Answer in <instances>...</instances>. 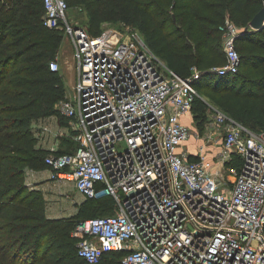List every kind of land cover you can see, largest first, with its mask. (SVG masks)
Returning <instances> with one entry per match:
<instances>
[{
	"label": "built area",
	"instance_id": "1",
	"mask_svg": "<svg viewBox=\"0 0 264 264\" xmlns=\"http://www.w3.org/2000/svg\"><path fill=\"white\" fill-rule=\"evenodd\" d=\"M43 8V25L71 40L76 63L73 98L56 105L76 148L51 150L49 179L114 201L113 214L75 225L77 255L87 264H117L113 252H124L118 264H264V133L209 106L194 132L205 144L182 151L190 129L181 117L205 102L195 68L179 76L130 27L91 36L68 21L65 0ZM220 31L225 62L213 72L236 73L241 29L227 19ZM208 145L218 157L204 154Z\"/></svg>",
	"mask_w": 264,
	"mask_h": 264
},
{
	"label": "trees",
	"instance_id": "2",
	"mask_svg": "<svg viewBox=\"0 0 264 264\" xmlns=\"http://www.w3.org/2000/svg\"><path fill=\"white\" fill-rule=\"evenodd\" d=\"M65 1L69 8L77 4L85 9V29L91 36L99 35L106 22L127 25L138 31L151 51L179 76L187 78L195 68L198 76L193 84L206 81L214 85L210 90L221 111L251 131L264 133V76L249 79L239 75L242 62L256 56L240 42L254 43L256 38L264 47V26L247 29L264 0ZM12 2L15 10L29 16V22H22L21 16L18 41L4 45L8 20L5 13L0 15V264H87L77 255V239L72 231L81 220L107 211L111 212L107 215L113 214L114 201L108 195L86 197L75 215L50 219L42 192L31 189L25 195L22 181L26 168H46L44 159L51 152L37 148L33 122L56 116L68 126L69 119L56 107L66 98L64 77L60 70L49 68L50 61L57 59L64 35L59 29L43 25V0ZM227 19L243 30L235 41L240 66L236 73L221 76L213 69L225 62L220 26ZM7 44L14 49H2ZM23 57L27 64L17 67L16 61ZM238 77L241 82L235 87ZM207 109L201 99H195L191 112L200 131ZM72 144L71 150L56 153L74 151L76 145ZM111 255L118 264L124 252Z\"/></svg>",
	"mask_w": 264,
	"mask_h": 264
},
{
	"label": "rangeland",
	"instance_id": "3",
	"mask_svg": "<svg viewBox=\"0 0 264 264\" xmlns=\"http://www.w3.org/2000/svg\"><path fill=\"white\" fill-rule=\"evenodd\" d=\"M158 9H161V8H158ZM3 13L6 14V18L8 20V22L6 23V30H5L4 37H3L5 38L3 43L4 45H6V42L13 43V42L18 41V34L16 31L20 27L18 24L20 17L22 16V22H23L24 20L28 21L29 16L25 14L22 10H15L12 0H0V15H2ZM67 19L74 26H80V27L87 28V14H86L85 9L80 5L70 4V8L67 13ZM127 28H129V26L123 25L120 23H113V22H106L101 25V31L103 29L126 30ZM253 41L255 42L254 43L250 41L244 42L243 40L240 42L241 47L245 46L246 50L250 48L253 51V54L256 55L254 56L256 58L252 57V58H249L248 60H244L239 70V75H243L244 77L249 78V79L250 78L256 79L258 77L264 76V47L262 46V43L259 39L255 38V40ZM8 45L9 44H7V47L2 48V49H4L5 51H11V49H14L13 46H8ZM221 48H222L221 51L224 53L223 47ZM57 59L59 62L60 73L64 77V82L66 86V96L67 98L71 99L73 98L72 86L76 82V63L72 56L71 40H69L67 37H64V36L62 37V41H61L58 54H57ZM26 64H27V61L24 60V57H23L22 59H19L18 61H16L15 65L19 67V66L26 65ZM161 69L164 70V68H161ZM217 75L222 76L223 74L217 73ZM235 82H236L235 87H238L240 85L241 78L239 77L236 78ZM194 86L198 90L199 94L205 99L204 103L207 105V107L213 106L220 110V107L215 103L213 99L214 95L210 90V88H213L214 85H211L210 83L206 81H203V82L196 81V83H194ZM181 118H182V122L184 123V125L189 127L190 135L181 145L180 149L182 151L186 150L187 152L191 154H193L194 152L197 153L200 150V146L204 145L205 143L203 140L197 139L195 136L194 132H195L196 126L193 121L192 115L189 113L184 114V116H182ZM59 124L63 125L61 124V122ZM58 130L60 132V136H58L57 138H59V140L62 141L63 146H65L63 150L64 151L71 150L73 147L72 141H70V139L64 136L66 135L64 134L65 133L64 130H62L61 128ZM62 132L63 134H61ZM37 142H38V139H37ZM118 148L121 150L124 149V144L119 143ZM218 153H219V150L215 149L214 146L212 145L211 146L208 145L207 148L204 149V154L207 155L208 158H212V155L214 154H216V156L218 157ZM37 170L38 169H35V171ZM28 171L29 169L26 168L25 173H24V179L22 181L23 183L22 189L25 190V195H28L31 191V188L27 181ZM49 181H52V180H49ZM63 190H67V189H63ZM75 191L73 188H71L70 190H68V193H65L66 195L62 194L61 196L58 193V191H56V196L58 198L57 207L60 206L64 210L65 212L64 214L68 215L74 212L73 210L75 207V203L79 202L80 198L82 197L81 193H79L76 189ZM23 196L24 194L21 195V197ZM110 213L111 212L107 211V212L99 214L98 216H103V215H107ZM17 263H21V262L18 261Z\"/></svg>",
	"mask_w": 264,
	"mask_h": 264
},
{
	"label": "crops",
	"instance_id": "4",
	"mask_svg": "<svg viewBox=\"0 0 264 264\" xmlns=\"http://www.w3.org/2000/svg\"><path fill=\"white\" fill-rule=\"evenodd\" d=\"M59 123V119L56 116L41 118L33 122L32 128L35 133V136L38 139L37 148L49 151H64L63 149L65 146H63L62 141L57 138L58 136H60V132L58 130L60 128L65 131L64 134L66 135L64 136L70 139V141H73L66 130L67 126L60 125ZM45 127H47L49 131H45ZM61 134H63V132ZM49 175L50 173L47 168L37 171L29 169L27 173V181L29 183L30 188L36 191H40L43 194V198L45 200L46 216L50 219H60L75 215L78 212L79 206L85 201L86 197L82 195L80 201L75 203V207L73 210L74 212L68 215L64 214V210L60 206L57 207L58 198L56 196V191H58L61 196L62 194L68 193V190H70L71 188H73L75 191V188L73 184L69 182L64 181L62 183L58 181H49ZM62 188L67 190H63Z\"/></svg>",
	"mask_w": 264,
	"mask_h": 264
},
{
	"label": "water",
	"instance_id": "5",
	"mask_svg": "<svg viewBox=\"0 0 264 264\" xmlns=\"http://www.w3.org/2000/svg\"><path fill=\"white\" fill-rule=\"evenodd\" d=\"M264 26V6L253 16L247 27L253 30H259ZM243 30H241L240 34Z\"/></svg>",
	"mask_w": 264,
	"mask_h": 264
}]
</instances>
